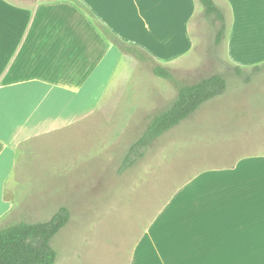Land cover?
Masks as SVG:
<instances>
[{"label": "crops", "instance_id": "obj_1", "mask_svg": "<svg viewBox=\"0 0 264 264\" xmlns=\"http://www.w3.org/2000/svg\"><path fill=\"white\" fill-rule=\"evenodd\" d=\"M219 1L227 60L263 59L264 0ZM196 10L195 0H0V222L17 210L6 188L21 146L90 117L127 57L98 25L164 61L187 50ZM142 238L129 264H264V153L182 182Z\"/></svg>", "mask_w": 264, "mask_h": 264}, {"label": "rangeland", "instance_id": "obj_2", "mask_svg": "<svg viewBox=\"0 0 264 264\" xmlns=\"http://www.w3.org/2000/svg\"><path fill=\"white\" fill-rule=\"evenodd\" d=\"M195 1L187 50L164 61L150 56L186 83L221 75L226 81L221 96L162 134L121 173L147 118L176 96L169 81L126 54L90 117L69 131L21 146L6 188L17 205L10 220L44 222L66 207L69 221L51 240L55 264H129L182 182L264 153V58L248 67L228 61L224 3L217 0L225 29L216 43L221 23ZM2 221L0 228L6 225Z\"/></svg>", "mask_w": 264, "mask_h": 264}, {"label": "trees", "instance_id": "obj_3", "mask_svg": "<svg viewBox=\"0 0 264 264\" xmlns=\"http://www.w3.org/2000/svg\"><path fill=\"white\" fill-rule=\"evenodd\" d=\"M204 14L221 23L216 35V43L221 41L225 18L213 0H198ZM78 3V2H77ZM82 8V5L78 3ZM104 35L125 54L149 65L152 73L169 81L176 90L174 100L164 109L150 115L140 137L129 147L120 166L126 170L143 157L144 149L165 132L173 129L189 118L204 103L221 96L226 90V81L214 74L198 81L186 83L175 78L169 69L158 64L144 50L127 44L113 36L106 28L98 25ZM70 214L66 207H60L52 217L44 222H10L0 228V264H55L57 254L51 246L53 237L68 223Z\"/></svg>", "mask_w": 264, "mask_h": 264}]
</instances>
